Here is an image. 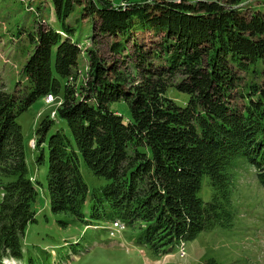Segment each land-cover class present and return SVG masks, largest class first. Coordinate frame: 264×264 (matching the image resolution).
<instances>
[{
	"label": "trees",
	"instance_id": "trees-1",
	"mask_svg": "<svg viewBox=\"0 0 264 264\" xmlns=\"http://www.w3.org/2000/svg\"><path fill=\"white\" fill-rule=\"evenodd\" d=\"M51 1L61 26L40 21L30 32L35 46L12 89L0 72V261L24 256L26 228L37 219L39 190L18 116L47 93L57 96L56 116L53 108L41 119L33 147L39 163L49 150L53 212L121 218L156 249L231 226L244 168L255 167L264 183V5ZM77 5L102 34L115 36L110 47L122 57L132 37L134 75L74 39L67 18ZM145 30L162 34L146 47L137 35ZM81 53L88 66L79 81ZM171 85L189 93L184 104L168 93ZM119 99L129 101V115L111 107ZM82 163L109 181L92 187ZM205 185L208 198L200 194Z\"/></svg>",
	"mask_w": 264,
	"mask_h": 264
},
{
	"label": "rangeland",
	"instance_id": "rangeland-1",
	"mask_svg": "<svg viewBox=\"0 0 264 264\" xmlns=\"http://www.w3.org/2000/svg\"><path fill=\"white\" fill-rule=\"evenodd\" d=\"M244 3L263 6L264 0H245ZM40 21L61 26L51 0H0V72L8 89L15 86L24 62L33 51L35 43L30 32ZM67 21L75 26L73 37L84 49L93 46L109 63L114 61L119 68L131 70L133 75L136 73L132 66L135 57L130 54L134 51L132 37L129 56L122 57L110 47L115 36L102 34L92 19L83 15L80 5L75 7ZM161 34L155 30L137 32L138 39L146 47L158 41ZM86 57L82 53L79 56V81L86 74ZM168 93L181 104L189 96L188 92L174 85L169 87ZM55 107L45 98H39L18 116L25 138L29 173L39 190L33 202L37 219L26 228L24 256L20 259L10 257L0 264H212L211 257L224 264H264V183L257 178L253 166L244 168L238 176L233 224L205 229L195 237L185 239L182 244L163 243L156 249L150 243L138 242L140 228L129 223L116 230L111 227V219L80 218L70 211L53 212L47 187L49 150L46 146L45 160L39 163V150L32 146L31 140L37 137L36 129L41 119ZM111 107L126 116L130 114V104L126 99L113 101ZM57 119L58 123L66 125L65 120ZM82 171L92 187L109 181L107 177L93 173L84 163ZM208 187L205 185L200 191L204 198L210 196Z\"/></svg>",
	"mask_w": 264,
	"mask_h": 264
},
{
	"label": "built area",
	"instance_id": "built-area-1",
	"mask_svg": "<svg viewBox=\"0 0 264 264\" xmlns=\"http://www.w3.org/2000/svg\"><path fill=\"white\" fill-rule=\"evenodd\" d=\"M53 99H55V95L53 93H48L47 96H46V100L50 101V100H53ZM115 223L119 224V221L117 220Z\"/></svg>",
	"mask_w": 264,
	"mask_h": 264
},
{
	"label": "crops",
	"instance_id": "crops-1",
	"mask_svg": "<svg viewBox=\"0 0 264 264\" xmlns=\"http://www.w3.org/2000/svg\"><path fill=\"white\" fill-rule=\"evenodd\" d=\"M122 1V0H121Z\"/></svg>",
	"mask_w": 264,
	"mask_h": 264
}]
</instances>
